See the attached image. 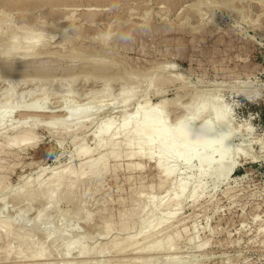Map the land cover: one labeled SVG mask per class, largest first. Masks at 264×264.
<instances>
[{"label":"rangeland","instance_id":"obj_1","mask_svg":"<svg viewBox=\"0 0 264 264\" xmlns=\"http://www.w3.org/2000/svg\"><path fill=\"white\" fill-rule=\"evenodd\" d=\"M38 32L35 49L14 50ZM0 52V107L8 104L0 113L21 109L0 126V264H264V0H0ZM163 100L172 123L203 103L225 107L233 157L202 169L195 160L167 176L156 158L124 145L97 167L102 173L89 169L85 162L111 151L79 155L96 147L104 120L119 125L141 104ZM86 108L85 119L66 116ZM25 131L35 139L16 144ZM61 172L71 176L52 204L44 191Z\"/></svg>","mask_w":264,"mask_h":264},{"label":"bare ground","instance_id":"obj_2","mask_svg":"<svg viewBox=\"0 0 264 264\" xmlns=\"http://www.w3.org/2000/svg\"><path fill=\"white\" fill-rule=\"evenodd\" d=\"M24 1V0H23ZM19 2V1H18ZM17 3V2H16ZM6 14V13H5ZM4 15V14H3ZM76 27V26H75ZM74 28V27H73ZM3 30V29H2ZM64 30H66V29H64ZM43 32V31H42ZM39 33V35H32L31 34V36H29L31 39L30 40H28L27 42H26V44H27V46H25V44H24V46H23V43L22 42H17L16 43V45L14 44H12L13 45V47H14V50L15 51H20V50H23V52H24V50H30V49H35L36 48V43H37V40H39V38H40V36H41V34H40V32H38ZM64 33H66L67 34V32H64ZM45 34V33H44ZM43 35V34H42ZM42 37V36H41ZM109 37V36H108ZM107 36H106V38H108ZM43 38V37H42ZM41 38V39H42ZM19 39V38H18ZM40 39V40H41ZM109 39V38H108ZM39 40V41H40ZM17 41V40H16ZM108 42V41H107ZM19 43H22V44H19ZM40 43V42H39ZM21 45V46H20ZM42 46V45H41ZM12 47V46H11ZM38 48V47H37ZM32 51V50H31ZM2 52V51H1ZM0 52V53H1ZM35 52V51H34ZM33 52V53H34ZM73 53V52H72ZM2 54H3V52H2ZM29 54H30V52H29ZM1 55V54H0ZM4 55H5V53H4ZM47 55H49V54H47ZM68 55V54H67ZM70 55V54H69ZM68 55V56H69ZM3 56V55H2ZM36 56V55H35ZM87 56V55H86ZM85 56V57H86ZM90 56V55H89ZM88 56V57H89ZM73 57H74V55H73ZM79 57V56H78ZM82 57H83V55H82ZM1 58V57H0ZM42 58V57H41ZM93 58V57H92ZM98 58V57H97ZM37 59V58H36ZM40 59V58H39ZM82 59V58H81ZM84 59V58H83ZM87 59V58H86ZM91 59V58H90ZM5 60V59H4ZM8 60V59H7ZM50 60V59H49ZM92 60V59H91ZM96 60V59H95ZM100 60H101V58H100ZM107 60V59H106ZM15 61V60H14ZM42 61V60H41ZM41 61H38V62H41ZM8 62V61H7ZM37 62V61H36ZM96 62V61H95ZM94 62V63H95ZM103 62H105V61H103ZM117 62V61H116ZM2 63H3V61H2ZM1 63V64H2ZM5 63V62H4ZM87 63V62H86ZM99 63H100V61H99ZM115 63V62H114ZM9 64V63H8ZM27 64V63H26ZM53 64V63H52ZM57 65H58V63H56ZM92 64H93V62H92ZM116 64V63H115ZM6 65V64H5ZM19 65V64H18ZM96 65H98L99 66V64H97L96 63ZM114 65V64H113ZM121 65V64H120ZM22 66V65H21ZM25 66V65H24ZM28 66V65H27ZM31 66H32V64H31ZM31 66H29V67H31ZM34 66H36V65H34ZM51 66V65H50ZM85 66V65H84ZM88 66V65H87ZM90 66V65H89ZM1 67V66H0ZM14 67V66H13ZM16 67V66H15ZM23 67V66H22ZM40 67V66H39ZM44 67V66H43ZM58 67V66H57ZM90 67H92V66H90ZM89 67V68H90ZM100 67V66H99ZM102 67V66H101ZM113 67V66H112ZM111 67V68H112ZM117 67V66H116ZM5 68V67H4ZM115 68V67H114ZM119 68V67H118ZM18 69V68H17ZM37 69V68H36ZM42 69V68H41ZM82 69H83V67H82ZM87 69V68H86ZM86 69H85V72H86ZM95 69V68H94ZM104 69V68H103ZM4 70V69H3ZM2 70V71H3ZM24 70V69H23ZM50 70V69H49ZM81 70V69H80ZM98 70V69H97ZM117 70V69H116ZM115 70V71H116ZM1 71V70H0ZM21 71V70H20ZM25 71V70H24ZM23 71V72H24ZM41 72L43 71V70H40ZM52 71V70H51ZM84 71V70H83ZM82 71V72H83ZM89 71V70H88ZM91 71H92V69H91ZM37 72V71H36ZM94 72L95 71H93V74H94ZM108 72V71H107ZM107 72H106V74H107ZM17 73V72H16ZM40 73V72H39ZM97 73H100V72H97ZM103 73V72H102ZM101 73V74H102ZM112 73V72H111ZM2 74H4V73H2ZM7 74V73H6ZM17 74H19V72L17 73ZM23 74V73H22ZM29 74V73H28ZM37 74V73H36ZM81 74V73H80ZM80 74H79V76H80ZM92 74V73H91ZM92 74V75H93ZM105 74V75H106ZM108 74H110V72L108 73ZM130 74H132V73H130ZM134 74V73H133ZM132 74V75H133ZM14 75V74H13ZM25 75V74H24ZM40 75H42V74H40ZM44 75V74H43ZM111 75H114L113 73L111 74ZM135 75V74H134ZM137 75V74H136ZM3 75H1V77H2ZM6 76H8V75H6ZM10 76V75H9ZM20 76V75H19ZM82 76V75H81ZM89 76V75H88ZM109 76V75H108ZM25 77H28V75L27 76H25ZM25 77H22L23 79L25 78ZM31 77V76H30ZM30 77H28V80L29 81H31L32 80V78H31V80L29 79ZM33 77V76H32ZM104 77V76H103ZM102 77V78H103ZM110 77V76H109ZM5 78V77H4ZM7 78V77H6ZM10 78H12V77H10ZM14 78V77H13ZM16 79H17V76L15 77ZM38 78V77H37ZM42 78V77H41ZM86 78V77H85ZM21 79V78H20ZM22 79V80H23ZM27 79V78H26ZM134 79V78H133ZM11 80V79H10ZM25 80V79H24ZM23 80V81H24ZM33 80H34V78H33ZM36 80V79H35ZM103 80H105V78H103ZM12 82L13 81H15V80H11ZM19 81V80H18ZM15 82H17V81H15ZM25 82H27V81H25ZM12 90V89H11ZM47 90H49V89H47ZM46 91V90H45ZM5 92V91H4ZM13 92V91H12ZM15 92V91H14ZM14 92L13 93H8V92H6V93H8V94H6V95H8L7 97V101H8V99L9 98H13V96L15 95L14 94ZM129 92V91H128ZM47 93V92H46ZM50 93V92H49ZM1 94V93H0ZM24 94V93H23ZM6 97V96H5ZM4 97V98H5ZM45 97V96H44ZM47 97V96H46ZM94 98V97H93ZM96 98V97H95ZM130 98V96L128 95L127 96V99L126 100H128ZM6 100V99H5ZM46 100V99H45ZM44 100V101H45ZM95 102V101H94ZM206 102H208V101H206ZM211 102V101H210ZM203 103V106H201V107H199L197 110L195 109V111L193 112V110H192V113L190 114L189 113V110H188V113L189 114H184V115H182V116H177L176 115V122L174 123H172V121L171 122H169V116H168V114L165 112V108H167V107H169V104L167 103V101H162V102H160L159 104H156V105H149L148 103H144V104H141L136 110H135V112H133V114H129L130 116H124V118L122 119V123L121 124H116V119L114 118V117H109V118H107L106 120H104V122H102L101 123V125L97 128V131L94 133L95 135V141H96V147L95 148H91L90 146H84V147H82V146H80V147H82L81 149H79V155H86V154H90L91 152H93V151H95L96 149H99V148H104V150H105V147H110L111 148V151L110 152H108V154H103L104 156H101L100 158H98V159H96L95 158V160L94 161H88V162H85V164L87 165V166H89V169H91L92 167H94L95 166V168L96 169H94V171H96L97 169V172L100 174V172L102 171L101 169H103V167H99V168H97L99 165L101 166V164H105V165H107L106 163H105V161L108 159V158H106L107 156H110V157H112V156H114V157H118V156H120L119 154H120V149L121 148H123V147H121V146H124V145H127V148L129 147V146H134V145H136L137 146V150H138V152H135L136 154H138V153H140V154H146V155H148V156H150V157H154V158H156L155 160H157V163H158V166H160L162 169H163V172L167 175V176H171L172 174H174L175 172H176V170H180L178 167L180 166V165H182V164H185V165H187V166H189V167H192V165H193V162L195 161V160H197L198 161V163L200 164V165H202V166H198L200 169H202L201 167H203V165H205V163H210V162H213L214 163V161H225V159H227L228 157H230V154H231V156H232V153H230V150H231V148H230V146L228 147V141H231L230 140V138H231V135L230 134H232V127H231V115H230V113H228L229 111H227V109L225 108V107H223V106H218V105H215V104H211V103ZM3 103H4V101H3ZM166 104H168V105H166ZM8 104L5 102L4 103V105L3 106H1V107H4V106H7ZM27 105V104H26ZM24 106V105H23ZM23 106H22V108H23ZM35 106V105H34ZM167 106V107H166ZM1 107H0V110H1ZM17 107H20L19 106V104L17 105ZM30 107V106H29ZM32 107V106H31ZM37 107V106H36ZM35 107V108H36ZM43 107V106H42ZM45 107V106H44ZM62 107V106H61ZM92 107V106H91ZM4 108H6V107H4ZM27 108V107H26ZM32 108H34V107H32ZM34 108V109H35ZM40 110H42L41 109V107H38ZM57 108V110H44V111H47V112H58V110H61V109H59L58 107H56ZM88 108V107H87ZM86 108V109H87ZM3 109V108H2ZM8 109V108H7ZM12 109V110H11ZM11 109H8L9 111H5L4 109V111L6 112V113H4V111L2 112V113H0V126H1V123L3 124V122H5L8 118H11V116L16 112V109L19 111V110H21V109H19V108H15L14 109V107L13 108H11ZM25 109V108H24ZM31 109V108H30ZM86 109H75L76 111H73L72 110V112H70L69 110V115L67 114L66 116L69 118V116H77L79 119H85V117H86V113H88V109L86 110ZM90 109V108H89ZM93 109V108H92ZM91 109V110H92ZM168 109V108H167ZM62 110H63V108H62ZM38 111V110H37ZM90 111V110H89ZM94 111V110H93ZM168 111V110H167ZM1 112V111H0ZM92 112V111H91ZM18 114H20L21 115V112L20 113H18ZM52 115V114H51ZM65 115V114H64ZM128 115V114H127ZM170 115V114H169ZM190 115V116H189ZM57 116V115H56ZM55 116V117H56ZM88 116V115H87ZM209 116V117H208ZM63 117H65V116H63ZM67 117H65V118H67ZM73 117H71L72 119H73ZM211 117V118H210ZM54 118V117H53ZM52 118V119H53ZM57 118V117H56ZM67 118V119H68ZM75 118V117H74ZM60 119V118H59ZM70 119V118H69ZM81 119V120H82ZM54 120V119H53ZM53 120H51V121H53ZM57 120V119H56ZM56 120L54 121V123L56 124ZM64 119H62V121H63ZM66 120V119H65ZM64 120V121H65ZM77 120V119H76ZM80 120V121H81ZM174 120V121H175ZM61 121V120H60ZM63 121V122H64ZM68 121L69 120H67V122H64V123H67V125H68ZM118 121V120H117ZM25 122V121H24ZM58 122V121H57ZM71 122V121H70ZM53 123V124H54ZM59 123V122H58ZM57 123V124H58ZM61 123V122H60ZM78 124V123H77ZM79 124H81V122L79 123ZM64 125V124H63ZM17 126V125H16ZM65 127H67V126H65ZM69 127V126H68ZM18 128V127H17ZM10 129H12V128H10ZM66 130V129H65ZM234 131L236 130V129H233ZM233 131V132H234ZM238 132V131H237ZM233 134H235V133H233ZM232 134V135H233ZM236 135V134H235ZM234 135V136H235ZM34 136V135H33ZM238 137V136H237ZM120 138H122L121 140H119ZM233 138V137H232ZM231 138V139H232ZM8 139V138H7ZM33 139H35L34 137H32V136H30V131H25L18 139H16V144H27L29 141H31V140H33ZM15 140V139H14ZM12 140H10V142H11ZM14 142V141H13ZM26 142V143H25ZM8 144H11V143H8ZM13 144V143H12ZM29 144V143H28ZM230 144V143H229ZM31 145V144H30ZM33 145V144H32ZM231 145H232V143H231ZM6 146V145H5ZM8 146V145H7ZM6 146V147H7ZM2 147V146H1ZM121 147V148H120ZM135 147V146H134ZM20 148V147H19ZM27 147H25V149H26ZM103 148H102V150H103ZM4 149V148H3ZM12 149V148H11ZM23 149V148H22ZM21 149V150H22ZM126 149V148H125ZM131 149V148H130ZM133 149V148H132ZM233 149H235V148H232V152H233ZM122 150V149H121ZM237 150V149H236ZM241 150V149H240ZM4 153L3 151H0V153ZM99 152V151H98ZM242 152V151H241ZM240 152V153H241ZM21 153H23V152H21ZM125 153V152H124ZM128 153V152H127ZM235 153H237V151L235 152ZM239 153V152H238ZM237 153V154H238ZM246 153V152H245ZM5 154V153H4ZM9 154V153H8ZM10 154H11V152H10ZM93 154V153H92ZM96 154H97V152H96ZM130 154H132V153H130ZM140 154H139V156H140ZM3 155V154H2ZM7 155V154H6ZM13 155V154H12ZM91 155V154H90ZM95 155V154H94ZM122 155V154H121ZM125 155V154H124ZM123 155V156H124ZM133 155H135V154H133ZM233 155H234V153H233ZM100 156V155H99ZM123 156H121V157H123ZM138 156V157H139ZM147 156V157H148ZM113 157V158H114ZM134 157V156H133ZM132 157V158H133ZM142 158H144L143 156H141ZM149 157V158H150ZM233 157V156H232ZM154 158L153 159H151V160H154ZM115 159V158H114ZM121 159V158H120ZM131 159V158H130ZM230 159V158H229ZM93 160V159H92ZM116 160H118V159H116ZM228 160V159H227ZM108 161V160H107ZM106 161V162H107ZM110 161V160H109ZM234 161H235V159H234ZM230 162V161H229ZM170 163H172V165H170ZM223 163V162H222ZM231 163H232V160H231ZM109 164V163H108ZM134 164V163H133ZM132 164V165H133ZM156 164V163H155ZM212 164V163H211ZM211 164H210V166H211ZM215 164V163H214ZM84 165V164H83ZM139 165V164H138ZM142 165H144V164H141V167H143ZM225 164H223V166H224ZM103 166V165H102ZM137 165H134V167H136ZM145 166V165H144ZM150 166V165H149ZM194 166V165H193ZM208 167L207 165H206V167H208V169L209 170H211V167ZM221 166V165H220ZM223 166H221V167H223ZM231 166H233V163H232V165ZM234 166H235V164H234ZM82 167V166H81ZM80 167V168H81ZM147 167V166H146ZM152 167H154V166H152ZM214 166H212V168H213ZM216 167H218V166H216ZM221 167H219V168H221ZM229 167V166H228ZM87 168L88 167H86V169H84V170H87ZM101 168V169H100ZM116 168V167H115ZM114 168V169H115ZM131 168V167H130ZM178 168V169H177ZM180 168H182V167H180ZM224 168V167H223ZM226 168V167H225ZM93 169V168H92ZM92 169H91V171H92ZM108 170H111V169H109V166H108V168H107ZM106 168L104 169L105 171H108ZM113 169V170H114ZM136 169H137V167H136ZM141 169V168H140ZM205 169V168H204ZM207 169V168H206ZM213 169H215V168H213ZM222 169V168H221ZM229 169V168H228ZM227 169V170H228ZM83 170V169H82ZM188 170V169H187ZM225 170V169H224ZM230 171H231V167H230V169H229ZM233 170V169H232ZM91 171H90V176L92 177L94 174L96 175L97 173H95V172H92L91 173ZM100 171V172H99ZM115 171V170H114ZM215 171V170H214ZM219 171H220V169H219ZM222 171V170H221ZM220 171V172H221ZM226 171V170H225ZM68 172H71L72 173V170H68ZM68 172H66L67 174H64L65 173V171H64V173L63 172H61V173H55L56 175H53L52 177H53V179H52V182H54V183H52L53 185H51V186H53L52 188L50 187H47L48 188V190L47 191H44L45 193H47V194H45V199L48 197V199H50V201L49 202H51V201H54L53 199H55L58 195V192L60 191V188H61V186L65 183V182H67L66 180H68L67 179V177H70L71 176V173H69L70 174V176H68L69 174H68ZM83 172H86V171H83ZM82 172V173H83ZM87 172H89V171H87ZM205 172H206V170H205ZM216 172V171H215ZM214 172V173H215ZM218 172V171H217ZM74 173V172H73ZM82 173H80V174H82ZM94 173V174H93ZM102 173V172H101ZM181 173V172H180ZM200 173H201V171H200ZM199 173V174H200ZM210 173V172H209ZM79 174V175H80ZM91 174H93V175H91ZM177 174H178V171H177ZM202 174H205L204 172L202 173ZM207 174H208V171H207ZM213 174V173H212ZM225 174V173H224ZM230 174V173H229ZM232 174V173H231ZM76 176H74V174H72V178H77V174H75ZM78 175V176H79ZM84 174H82V176H83ZM85 175H87L86 173H85ZM182 175H184V174H182ZM181 175V176H182ZM206 175V174H205ZM219 175H220V173H219ZM221 175H223V174H221ZM227 175H228V173H227ZM74 176V177H73ZM81 176V177H82ZM97 176V175H96ZM95 176V177H96ZM159 176V175H158ZM180 176V177H181ZM95 177H93V178H95ZM178 177V176H177ZM220 177V176H219ZM224 177H225V175H224ZM229 177H230V175H229ZM229 177H228V179H229ZM74 178V179H75ZM92 178V179H93ZM161 178V177H160ZM162 178H163V176H162ZM222 178V177H221ZM227 178V177H226ZM70 179V178H69ZM158 179H159V177H158ZM180 179V178H179ZM186 179V178H185ZM50 181H51V179H49ZM78 180V179H77ZM91 180V179H90ZM161 180V179H160ZM183 180V179H182ZM187 180V179H186ZM185 180V182L184 181H182V182H180V184H178L179 185V187H177L178 189L176 190V193H175V198H173V197H171V198H173L172 200H173V202L174 203H178L179 204V202H181V200H182V197H183V199H184V196H185V194H186V192H187V190H188V188H189V182L188 181H186ZM189 180V179H188ZM75 180H73V182H74ZM50 183V182H49ZM176 183V182H175ZM178 183H179V181H178ZM190 183H191V181H190ZM39 184H41V183H39ZM45 184H47V183H45ZM74 184V183H73ZM163 184V183H162ZM168 185H169V183H167ZM167 184H166V186H167ZM30 185V184H29ZM29 185H25V187L27 186V187H29ZM68 185V184H67ZM200 185V184H199ZM50 186V185H49ZM65 186V185H64ZM174 186V185H173ZM162 187V186H161ZM164 187V186H163ZM172 187V186H171ZM195 187V186H194ZM197 187V186H196ZM195 187V188H196ZM199 187V186H198ZM39 188V187H38ZM40 188H42V187H40ZM40 188L38 189V190H40ZM175 188V187H174ZM199 188H202V187H199ZM24 189V188H23ZM65 189V188H64ZM203 189V188H202ZM28 189L26 188L25 189V191H27ZM37 190V189H36ZM175 190V189H174ZM64 191V190H63ZM28 192H29V190L27 191V192H25V193H27L28 194ZM34 192V191H33ZM66 192V191H65ZM55 193H57V194H55ZM67 193V192H66ZM173 193V192H172ZM198 193V190L197 189H195L194 191H193V193H192V197L193 198H195L194 196H196V195H198L197 194ZM22 194H23V192H22ZM71 194V193H70ZM190 194V193H189ZM25 195V194H24ZM47 195V196H46ZM57 195V196H56ZM199 195H200V193H199ZM26 196V195H25ZM28 196V195H27ZM55 196V197H54ZM152 197V196H151ZM155 197H156V195H155ZM190 197V196H189ZM191 197V198H192ZM201 197V196H200ZM192 198V199H193ZM198 198V197H197ZM59 199V198H58ZM58 199H56V200H58ZM151 199V198H150ZM187 199V198H186ZM171 200V201H172ZM195 200V199H194ZM153 201H155V200H153ZM152 201V202H153ZM171 201H169V202H171ZM58 202V201H57ZM151 202V203H152ZM165 202H166V200H165ZM183 202V201H182ZM195 202V201H194ZM52 203V202H51ZM151 203H150V205H151ZM155 203V202H154ZM168 203V202H167ZM50 204V203H49ZM52 204H54V203H52ZM51 204V205H52ZM153 204V203H152ZM162 204V203H161ZM169 204V203H168ZM171 204V203H170ZM181 205H182V203H180ZM149 204L147 205L148 206V208H149V206H150ZM163 205H165L166 206V203H163ZM173 205V204H172ZM155 206H157L156 204H155ZM175 206V205H174ZM151 207H154V206H151ZM161 207V206H160ZM159 207V209H161ZM169 207V206H168ZM175 207H177V206H175ZM147 208V207H146ZM148 208H147V210H148ZM157 208V207H156ZM156 208H153V210L154 209H156ZM163 208H165L164 206L162 207V209ZM172 208V207H171ZM150 209V208H149ZM159 209H156V210H159ZM173 209H174V207H173ZM172 209V210H173ZM45 210H46V207H45ZM44 210V211H45ZM151 210V209H150ZM149 210V211H150ZM153 210H152V212H153ZM155 210V211H156ZM47 211V210H46ZM167 211H171L170 209H167ZM151 212V211H150ZM157 212V211H156ZM155 212V213H156ZM159 212V211H158ZM158 212H157V214H158ZM174 212V211H173ZM173 212L170 214V215H173ZM164 213V212H163ZM41 214V213H40ZM146 214H148V213H146ZM152 214V213H151ZM151 214H149V215H151ZM165 214H167V213H165ZM39 215V214H38ZM155 215V214H154ZM169 215V214H168ZM85 216V215H84ZM152 216V215H151ZM38 217V216H37ZM46 217V216H45ZM87 217V216H86ZM44 218V214L43 215H40V217L38 218V219H40V220H44L43 219ZM145 218H147V217H145ZM145 218H143V221L145 220ZM163 218V217H162ZM36 219V218H35ZM146 220H148V219H146ZM146 220H145V225L148 223H146ZM37 221V220H36ZM149 221V220H148ZM153 221V220H152ZM162 221V220H161ZM161 221H160V223L158 224V225H160L161 224ZM151 221H149V223H150ZM163 222H164V219H163ZM115 225V224H114ZM8 226L10 227V224H8ZM143 226H144V224H143ZM8 227V228H9ZM148 227V226H147ZM149 228V227H148ZM154 228V227H153ZM167 229H169V228H167ZM10 230V229H9ZM149 230V229H148ZM152 230V229H151ZM156 230V229H155ZM159 230V229H158ZM164 230H166V229H164ZM144 231V230H143ZM146 231V230H145ZM163 231V230H162ZM161 231V232H162ZM140 232V231H139ZM150 232V231H149ZM158 232V231H157ZM167 232V231H166ZM165 232V233H166ZM168 233V232H167ZM162 233H160V235H161ZM178 234V233H177ZM176 234V235H177ZM146 235V234H145ZM155 235H157V234H155ZM164 235V234H163ZM178 235H180L181 236V233L180 234H178ZM177 235V238L179 237ZM147 236H148V234H147ZM146 236V237H147ZM152 236H153V233H152ZM159 236V235H158ZM169 236V235H168ZM172 235H170V237H171ZM154 237V236H153ZM157 237V236H156ZM174 237V236H173ZM57 238V237H56ZM176 238V239H177ZM148 239V238H147ZM150 239H152V238H150ZM164 239H165V236H164V238H163V241H164ZM173 240H174V238H172ZM175 239V240H176ZM180 239V238H179ZM139 240V239H138ZM137 240V241H138ZM155 240V239H154ZM162 240V239H161ZM166 240V242L167 241H171L172 242V240L170 239L169 240V238L167 237V239H165ZM136 241V242H137ZM140 241V240H139ZM162 241V242H163ZM178 241V240H177ZM176 241V242H177ZM142 242H144L145 243V241H143V239H142ZM141 242V243H142ZM146 242H148L147 240H146ZM149 242H151V241H149ZM148 242V243H149ZM166 242L164 243L165 245H166ZM168 242V243H169ZM76 243V241H71V242H69V244H68V249L69 248H71L74 244ZM121 243V242H120ZM126 243V242H125ZM140 243V244H141ZM147 243V244H148ZM152 243V242H151ZM167 243V244H168ZM122 244V243H121ZM136 245H137V248H139V249H143L144 250V252L148 249V251H150L149 249H151V245L152 244H150L149 246H150V248L148 247V245H146L147 247H145V245L144 246H139L138 247V244L139 243H135ZM139 244V245H140ZM146 244V243H145ZM160 244H161V241H159V240H156V241H154L153 242V245H156V249L158 250V248H159V246H160ZM175 244V243H174ZM177 244V243H176ZM116 245V244H115ZM130 245V244H129ZM142 245V244H141ZM165 245H164V247H165ZM172 246H173V242H172V244H171ZM157 246H158V248H157ZM166 246H168V245H166ZM171 246V247H172ZM176 246V245H175ZM118 247H119V245H118ZM130 247H132V245L130 246ZM134 247V246H133ZM155 247V246H154ZM169 247V246H168ZM28 248V247H27ZM135 248V247H134ZM163 247L161 246V249H162ZM166 248V247H165ZM146 249V250H145ZM39 250V249H38ZM70 250V249H69ZM82 250V249H81ZM143 250H141V251H143ZM152 251L154 250L153 248L151 249ZM160 250V249H159ZM158 250V251H159ZM42 251V250H41ZM44 251V250H43ZM138 251V250H137ZM80 252H82V251H80ZM69 254V253H68ZM34 255V254H33ZM45 255V254H44ZM40 256V255H39ZM42 257H43V255H42ZM126 261V260H125ZM128 261V260H127ZM134 261V260H133Z\"/></svg>","mask_w":264,"mask_h":264},{"label":"trees","instance_id":"obj_3","mask_svg":"<svg viewBox=\"0 0 264 264\" xmlns=\"http://www.w3.org/2000/svg\"><path fill=\"white\" fill-rule=\"evenodd\" d=\"M263 116H264V112H262Z\"/></svg>","mask_w":264,"mask_h":264}]
</instances>
